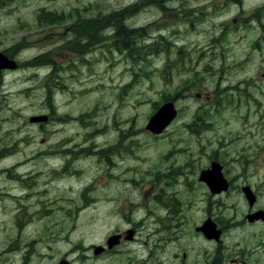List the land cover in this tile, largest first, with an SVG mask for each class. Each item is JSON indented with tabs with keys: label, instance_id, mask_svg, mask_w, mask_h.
Returning a JSON list of instances; mask_svg holds the SVG:
<instances>
[{
	"label": "rangeland",
	"instance_id": "374dc122",
	"mask_svg": "<svg viewBox=\"0 0 264 264\" xmlns=\"http://www.w3.org/2000/svg\"><path fill=\"white\" fill-rule=\"evenodd\" d=\"M120 25L131 49L112 46ZM0 52L18 64L0 71V264L141 263L149 244L94 255L127 225L104 191L161 165L195 172L211 148L237 182L261 168L264 207V0H0ZM216 86L229 101L209 112L190 92ZM177 90L179 116L152 136L149 117ZM109 145L106 163L86 157ZM196 189L183 183V214Z\"/></svg>",
	"mask_w": 264,
	"mask_h": 264
},
{
	"label": "flooded vegetation",
	"instance_id": "af4514ba",
	"mask_svg": "<svg viewBox=\"0 0 264 264\" xmlns=\"http://www.w3.org/2000/svg\"><path fill=\"white\" fill-rule=\"evenodd\" d=\"M220 90L216 86L214 91L190 93L195 101L211 105L209 112H217L224 100L229 101L221 96ZM180 91L173 92L170 98L163 100L172 103L176 110L173 121L180 114ZM196 117L201 121L198 115ZM197 131L198 129L193 130ZM163 132L164 130L161 133ZM151 134L160 137L159 134ZM250 138L252 146V136ZM112 149L111 145L106 147L103 153L95 149L86 157L97 156L106 163L108 152ZM210 151L212 152L206 153V160L195 172L189 171L186 164L177 167L161 165L154 169L160 177L115 179L130 186L116 189L114 192L104 191L103 196L107 201L113 202L109 214L116 218L119 214L124 220L121 221H126L127 225H114L104 242L93 246L94 255L122 254V248L126 244L138 242L149 244L146 258L138 264H148L149 261V264H264V207L258 205L260 194L254 186L255 173L261 168H256L254 161H250V180L237 182L240 173L225 169L216 148H211ZM212 167L216 168L224 182L221 189L213 190L209 185L210 181L208 182L206 177L203 178ZM101 180L105 181L106 177ZM104 181L99 183L101 188ZM260 181L264 183V177L260 178ZM113 183L108 177L104 186H111ZM183 183L192 185L194 189L204 188L202 197L195 199L192 196L187 201L191 203L185 207L184 214L181 209ZM133 185L145 186L137 189ZM245 189L250 191L252 203L246 197ZM95 190L98 192V189ZM233 194L244 198L248 204L246 208L235 207L236 199ZM200 201L203 202L201 208L197 205ZM139 211L142 213L135 216L134 212ZM177 219H183V224L180 225ZM111 238L117 243L109 247L107 241ZM95 246L100 248L98 253L94 252Z\"/></svg>",
	"mask_w": 264,
	"mask_h": 264
},
{
	"label": "water",
	"instance_id": "95a60500",
	"mask_svg": "<svg viewBox=\"0 0 264 264\" xmlns=\"http://www.w3.org/2000/svg\"><path fill=\"white\" fill-rule=\"evenodd\" d=\"M15 67H16L15 62L13 60L8 59L5 55H3L0 52V69L1 68H15ZM174 115H175V111L173 110L171 104L165 103L149 118L146 128L155 133L159 132L171 121ZM45 119H46V116L38 115V116L31 117L30 121H34V120L44 121ZM216 173H217L216 168L212 167L210 171L209 170L207 171V174H206L207 176L203 175V178L206 177V180H208V182L210 181L209 185L213 190L215 189L218 190L219 188L221 189V187H223L224 185V182L222 181L221 177L219 176L218 173L217 174ZM244 191H245L246 197L249 198V202L252 203L253 198H252L250 191L248 189H245ZM107 242H108L109 247L112 246L114 243H117V241H115L112 238L108 239ZM99 251H100L99 247H96L94 250L95 253H98ZM59 264H67V262L61 261Z\"/></svg>",
	"mask_w": 264,
	"mask_h": 264
},
{
	"label": "trees",
	"instance_id": "16d2710c",
	"mask_svg": "<svg viewBox=\"0 0 264 264\" xmlns=\"http://www.w3.org/2000/svg\"><path fill=\"white\" fill-rule=\"evenodd\" d=\"M133 31L134 30L125 29L122 25L116 27L113 34L114 40L112 46H116L120 49H131V42H134L132 38L136 36Z\"/></svg>",
	"mask_w": 264,
	"mask_h": 264
}]
</instances>
